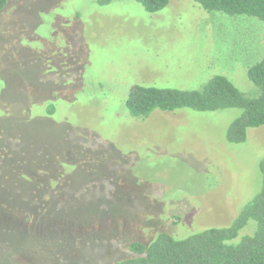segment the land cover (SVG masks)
<instances>
[{"label": "rangeland", "instance_id": "374dc122", "mask_svg": "<svg viewBox=\"0 0 264 264\" xmlns=\"http://www.w3.org/2000/svg\"><path fill=\"white\" fill-rule=\"evenodd\" d=\"M263 56L264 21L195 0L156 12L137 0H9L0 264H113L157 231L230 224L261 188L264 125L231 143L240 108L141 118L125 100L136 84L200 90L217 74L253 97L247 69Z\"/></svg>", "mask_w": 264, "mask_h": 264}, {"label": "trees", "instance_id": "16d2710c", "mask_svg": "<svg viewBox=\"0 0 264 264\" xmlns=\"http://www.w3.org/2000/svg\"><path fill=\"white\" fill-rule=\"evenodd\" d=\"M9 0H0V10ZM145 10L156 12L168 0H137ZM207 11L228 15H246L264 21V0H195ZM249 81L256 87L253 97L244 95L224 75H214L200 90L134 85L125 100L131 115L147 117L153 110L174 111L190 108L214 111L237 107L242 114L227 130V140H245L250 127L264 125V56L247 69ZM262 185L226 226H210L183 238L157 231L148 243L132 241L131 256L113 264H264V157L259 163ZM249 221L255 223L250 234L239 236Z\"/></svg>", "mask_w": 264, "mask_h": 264}]
</instances>
